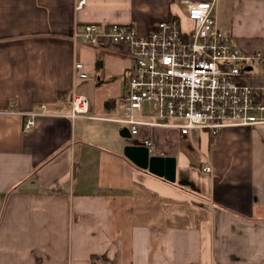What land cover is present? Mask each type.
I'll return each mask as SVG.
<instances>
[{"label":"crops","instance_id":"1","mask_svg":"<svg viewBox=\"0 0 264 264\" xmlns=\"http://www.w3.org/2000/svg\"><path fill=\"white\" fill-rule=\"evenodd\" d=\"M77 2L0 0V264H264V124L198 130V145L197 129L185 139L156 127L151 154L176 158L167 181L125 156L134 141L106 119L119 113L124 46L73 40L89 22L145 34L182 17L180 0ZM216 13L244 54H264V0H218ZM76 62L88 79L74 77ZM241 66L264 88V59ZM72 93L91 117L39 116L24 128L40 103L67 113Z\"/></svg>","mask_w":264,"mask_h":264},{"label":"built area","instance_id":"2","mask_svg":"<svg viewBox=\"0 0 264 264\" xmlns=\"http://www.w3.org/2000/svg\"><path fill=\"white\" fill-rule=\"evenodd\" d=\"M182 17L171 15L145 34L131 24L96 22L76 28L73 40L102 47L108 40L124 46L129 64L118 101V116L106 118L122 124L134 144L151 153L152 129L173 128L185 139L194 129L216 136L223 128L264 124V88L250 84L241 63L263 60V53L244 54L234 37L217 24L218 0H180ZM85 0H78L80 9ZM74 77L89 78L82 62L74 64ZM67 113L51 112L44 103L25 113L24 128L36 117L85 116L88 101L72 93ZM211 172L210 164L202 167Z\"/></svg>","mask_w":264,"mask_h":264},{"label":"water","instance_id":"3","mask_svg":"<svg viewBox=\"0 0 264 264\" xmlns=\"http://www.w3.org/2000/svg\"><path fill=\"white\" fill-rule=\"evenodd\" d=\"M123 152L135 165L148 172L174 182L176 174V158L168 155H153L145 145L127 144Z\"/></svg>","mask_w":264,"mask_h":264},{"label":"rangeland","instance_id":"4","mask_svg":"<svg viewBox=\"0 0 264 264\" xmlns=\"http://www.w3.org/2000/svg\"><path fill=\"white\" fill-rule=\"evenodd\" d=\"M156 131H157L156 128H155V129H154V128L152 129V132H153V133H155ZM162 131H164V130H162ZM193 135H194V138H195L194 143H195L196 145H198V142H197V139H198V138H197V137L199 136V131H198V130H194ZM126 142L129 144L130 140L127 139ZM179 147H180V148H184V149L186 148V147H185V144H183V142L181 143V141H179ZM192 149H194V148H192Z\"/></svg>","mask_w":264,"mask_h":264}]
</instances>
